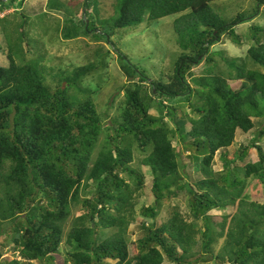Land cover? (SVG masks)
Here are the masks:
<instances>
[{"label": "trees", "instance_id": "16d2710c", "mask_svg": "<svg viewBox=\"0 0 264 264\" xmlns=\"http://www.w3.org/2000/svg\"><path fill=\"white\" fill-rule=\"evenodd\" d=\"M17 1L3 2L0 7L2 12L13 10L0 19L9 63L0 66V238L4 225L12 223L11 241L23 261L3 257L1 242L0 264H55L65 224L72 208L79 205L87 212L73 221L64 264H103L105 260L164 264L166 259L172 264L213 260L215 264H264V204L245 197L250 178L264 185V29H250L254 43L245 59L226 60L227 73H217L216 65L205 69L203 76L193 73L201 58L214 63L210 50L222 35L229 34L240 43L234 29L255 18L264 0H256L252 14L231 19L213 11L211 5L217 0H116L114 16L107 19L100 18L98 0H83L75 35L104 41L115 51L116 31L182 15L174 27L182 52L176 55L167 78L151 81L145 71L116 51L133 85L126 87L124 108L116 116L120 118L113 119V128L107 127L95 102L109 53L100 50L87 65L71 62L68 71L49 72L48 68L59 64L48 66L49 59L35 52L33 59L26 57L31 47L23 48L25 20L30 14L24 11L23 20L17 18ZM34 1L30 10L37 14L58 10L63 4ZM93 75L96 81L89 80ZM230 82L240 85L234 89ZM153 109L160 112V118L150 114ZM164 110L169 121L163 117ZM255 118L262 120V127L257 128ZM238 135L245 143L231 158L228 149ZM174 138H178L177 147ZM181 148L191 153V165L181 163ZM253 149L258 152L257 162L235 165L246 162ZM137 152L144 155L138 163L150 170L155 202L142 210L151 221L142 224L137 253L131 257L128 230L134 220L135 198L145 182L143 173L134 167ZM218 153L224 172L217 175L212 164ZM90 182L92 196L82 200ZM173 189L188 194L192 222L178 209L167 222H157L162 205L177 195ZM230 206H236L235 213L221 220L207 215ZM200 220L203 232L196 228ZM102 230L112 234L107 236ZM221 239L223 246L213 255L212 248ZM198 244L200 254L194 253Z\"/></svg>", "mask_w": 264, "mask_h": 264}, {"label": "rangeland", "instance_id": "374dc122", "mask_svg": "<svg viewBox=\"0 0 264 264\" xmlns=\"http://www.w3.org/2000/svg\"><path fill=\"white\" fill-rule=\"evenodd\" d=\"M20 1L21 0H18L15 5V7L18 9L16 10V12H18L17 18L23 20L20 15L21 12L24 13V11H26L27 14H30L26 16L25 20L26 43L24 44L23 48H26V44H29V47H31L28 48L26 57L27 59H33L35 52L38 53V56L42 57L44 60L49 59V61L45 62L46 65L51 66L54 64H59L52 68H48L49 72H58L59 70L68 71L66 66H71V62H74L79 66L87 65L89 64L88 61L93 62L96 60V55L100 50L104 54L107 52L109 53L106 57L107 68L102 71V74L104 75V82L102 83L100 89L97 90L95 98L98 112L103 115L107 127H115L112 124V121L115 118H120L116 116H118L124 108L126 87L128 85H133V83H129L130 80L124 75L121 61L116 51H121L131 60L132 65L145 71L146 75L151 81L158 80L163 76L167 78L169 74H172L173 65L177 57L176 55L182 52L180 46L177 44L178 36L174 32L175 23L177 20L179 21V18L181 19L182 15L170 16L150 23L144 22L138 26L116 31L112 39V42L117 48L115 51L112 46L104 41H95L92 37L83 36L85 37L83 38L82 35L79 37L75 35L78 30L76 29V26L80 25L81 21L83 0H57L58 2L63 3L62 6L60 4L58 10L47 11L44 9V11L38 12H41L40 14L31 12L30 10V5L36 3L34 0H25L26 2L17 4ZM98 1L101 19H107L114 16V6L116 4V0ZM256 5H258L256 0H217L211 5V7L213 11L222 17L231 19L234 18V16L242 13H245V15L252 14ZM12 11L13 10H7L6 14H11ZM260 11L261 12L257 14L255 18H252V20L247 21L244 24H240L234 29V33L239 36L240 43L235 41L234 38L229 34L222 35L220 42L211 47L210 50V55L212 56L214 63L208 64L203 60V58H201V64L198 65V67H195L193 70L194 77L203 76L205 69L215 65L217 66V73H227L228 66L226 64V60L245 59L248 50L254 43L253 40L250 39V29L253 26H259L264 29V7H261ZM5 15L3 17H5ZM3 17H0V19ZM67 34H71L69 39L65 38ZM0 46H2L4 49L0 52V66L8 67V47L5 45L2 35H0ZM46 51L49 53V55L46 54ZM52 58L54 59L53 63H50ZM72 69L73 68H69V70ZM89 80L96 81L97 79L93 75L89 77ZM135 81L137 80H133L131 82ZM191 81L192 80H190V82ZM230 84L234 89L236 86L240 85L236 82H230ZM184 109L187 113H189V108L188 106L186 107V104H184ZM150 114L160 118V112L157 109L151 110ZM163 117H165L166 121H169L166 110L163 111ZM253 121L257 128L262 127V120L255 118ZM171 127H173V125H171ZM186 128L187 131H190L191 124L187 122ZM177 141L178 138H174V146L176 147L178 145ZM248 141L249 138H246V142ZM243 143H245V140L240 135H238L235 144H233L228 149L231 158H233V154L240 149L241 144ZM261 146L264 148V138L261 142ZM179 147L181 146L179 145ZM180 150L181 163L183 165H191L192 163L189 159L191 153L185 151L183 148ZM219 155V153L216 154L212 164V169L217 175L224 172V164L220 160ZM143 158L144 155L138 152L136 153V163L134 164V167L139 168L143 173L145 176V182L142 190L139 192L138 198H135L136 208L134 212V220L131 222L128 230L127 237L129 238V251L131 257L137 253L136 241L141 237L142 224L151 221L143 214L142 210L143 208L154 205L155 202V197L152 194V177L150 175V170L148 167H144L138 163L139 160ZM258 160V152L257 150L253 149L250 158H248L246 162H237L235 165L243 167L245 166V163H248L249 161L257 162ZM191 169V166L188 167L187 172L191 173ZM184 173L185 170L181 169V175ZM127 181L129 182V179H127ZM93 188L94 185L90 182L85 192H82L81 199H89L92 196ZM173 191L176 192L177 195L162 205L157 217V222L159 224L167 222L174 209H178L188 222H192V217L189 214L190 209L188 194L185 190L180 191L178 189H173ZM245 197L248 201H256L260 204H264L263 183H261L259 179L250 178L247 183ZM235 211L236 206H230L225 210H211L207 215L221 220L225 216L234 214ZM86 212L87 211L82 205L72 208V215L65 224L64 238L62 245L60 246V251L55 256V264H64L66 254L70 251L68 245L66 244L67 235L71 231L74 219L79 218ZM12 228V223H8L4 225L1 230L3 236L0 238V243L3 242V257L10 258L11 260L16 258L17 260L23 261L19 253L15 251V245L11 241V238L13 237V230H11ZM196 228L201 230V232L204 231L205 226L203 220L196 222ZM102 232H107V236L112 234L107 230H102ZM200 239L201 235L198 234L197 240L199 242ZM222 246L223 239L219 240L214 245L212 248V254L217 255L220 252ZM195 252H197L196 254L201 253L200 244L195 247L194 253ZM116 262L117 261L115 260H105L103 261V264H116ZM34 263L38 264L37 262ZM164 264L172 263L166 259ZM198 264H215V261L213 260Z\"/></svg>", "mask_w": 264, "mask_h": 264}, {"label": "built area", "instance_id": "2783aa9c", "mask_svg": "<svg viewBox=\"0 0 264 264\" xmlns=\"http://www.w3.org/2000/svg\"><path fill=\"white\" fill-rule=\"evenodd\" d=\"M8 1H9V0H0V7H1V4H2L3 2H8ZM6 13H7V11H6V12H2L1 9H0V17H3Z\"/></svg>", "mask_w": 264, "mask_h": 264}, {"label": "water", "instance_id": "95a60500", "mask_svg": "<svg viewBox=\"0 0 264 264\" xmlns=\"http://www.w3.org/2000/svg\"><path fill=\"white\" fill-rule=\"evenodd\" d=\"M212 233V230H210V234Z\"/></svg>", "mask_w": 264, "mask_h": 264}, {"label": "bare ground", "instance_id": "6f19581e", "mask_svg": "<svg viewBox=\"0 0 264 264\" xmlns=\"http://www.w3.org/2000/svg\"><path fill=\"white\" fill-rule=\"evenodd\" d=\"M7 4V3H6ZM11 10V9H10Z\"/></svg>", "mask_w": 264, "mask_h": 264}, {"label": "clouds", "instance_id": "9594fccd", "mask_svg": "<svg viewBox=\"0 0 264 264\" xmlns=\"http://www.w3.org/2000/svg\"><path fill=\"white\" fill-rule=\"evenodd\" d=\"M21 1H23V0H21Z\"/></svg>", "mask_w": 264, "mask_h": 264}]
</instances>
